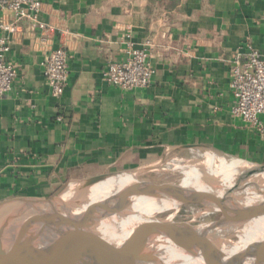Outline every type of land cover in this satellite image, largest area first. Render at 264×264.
<instances>
[{
  "label": "crops",
  "instance_id": "1",
  "mask_svg": "<svg viewBox=\"0 0 264 264\" xmlns=\"http://www.w3.org/2000/svg\"><path fill=\"white\" fill-rule=\"evenodd\" d=\"M40 1L45 29L23 20L3 56L16 76L0 98V211L188 152L264 164V134L232 116L229 86L234 53L251 47L264 59V0ZM0 18L10 21L1 9ZM147 39L150 85L105 82L106 60H124L128 40L141 48ZM60 46L69 75L53 96L41 63Z\"/></svg>",
  "mask_w": 264,
  "mask_h": 264
},
{
  "label": "bare ground",
  "instance_id": "2",
  "mask_svg": "<svg viewBox=\"0 0 264 264\" xmlns=\"http://www.w3.org/2000/svg\"><path fill=\"white\" fill-rule=\"evenodd\" d=\"M205 160L200 167L188 164L174 167L181 178L172 188L188 194L195 204H186L177 197L125 196V189L136 179L130 172H121L101 176L77 192L67 186L50 203L30 202L24 218L7 225L9 234L20 232L25 241L49 239L70 253L82 249L99 234L106 240L98 245L97 254L116 264H140L159 235L139 231L138 223L170 222L183 205H190L195 218L221 213L217 221L197 222V230L211 234L214 243L223 249L235 243L263 242L264 169L252 172L256 165L220 155ZM106 180L108 188L99 183ZM234 202H257L259 207H237ZM192 205L197 208L193 209ZM172 208L175 213L165 220L158 219L159 214ZM188 224L193 223L184 221L180 225ZM8 236L0 242V257L7 249ZM205 248L207 245L202 240L166 242L154 248L152 264H183Z\"/></svg>",
  "mask_w": 264,
  "mask_h": 264
},
{
  "label": "built area",
  "instance_id": "3",
  "mask_svg": "<svg viewBox=\"0 0 264 264\" xmlns=\"http://www.w3.org/2000/svg\"><path fill=\"white\" fill-rule=\"evenodd\" d=\"M40 0H0V9L10 15V21L0 18V98L11 90L16 76L15 67L5 62L4 53L8 49V37L20 33L21 22L27 21L31 27L45 29L38 15L41 11ZM128 36V35H127ZM151 40L143 42L141 48H135L126 42V58L116 60L108 58L102 72L105 82L121 90L146 88L150 85L155 72L149 58ZM42 72L53 96L63 94L68 81L67 51L64 46L50 50L43 58ZM229 86L234 95L231 114L250 124L258 133L264 134V123L260 115L264 114V59L260 52L249 48L246 52L232 55L229 68ZM58 116L57 120L61 121Z\"/></svg>",
  "mask_w": 264,
  "mask_h": 264
},
{
  "label": "water",
  "instance_id": "4",
  "mask_svg": "<svg viewBox=\"0 0 264 264\" xmlns=\"http://www.w3.org/2000/svg\"><path fill=\"white\" fill-rule=\"evenodd\" d=\"M262 169H264V164L256 166L251 171L257 172ZM104 175L109 174H99L83 180L82 183L86 185ZM60 189L48 198H21L16 203L24 202L26 207L32 201L50 203L56 199ZM124 195L177 197L186 204H195V201L188 194H183L173 189L172 184L165 183L157 184L148 181H136L125 189ZM234 203L237 207L249 209H257L259 207L257 202ZM179 223L181 222L163 223L155 221L138 223L139 231L159 235L151 251L144 256L140 264H152L155 259L154 248L160 244L189 240H202L206 243L207 248L195 253L191 259L183 264H264V241L235 243L223 249L214 243V237L211 234L197 230L199 224L182 226ZM7 235H9L6 240L7 249L2 251L0 264H24L27 261H33L34 264H116L96 253L98 245L106 240L105 237L99 234L91 238L85 247L72 253L67 252L60 244L49 239L25 241L22 240L20 232L10 234L8 232ZM7 235L3 236V238Z\"/></svg>",
  "mask_w": 264,
  "mask_h": 264
},
{
  "label": "rangeland",
  "instance_id": "5",
  "mask_svg": "<svg viewBox=\"0 0 264 264\" xmlns=\"http://www.w3.org/2000/svg\"><path fill=\"white\" fill-rule=\"evenodd\" d=\"M215 155L224 156L227 158H233L231 156H226L210 151H199V152H188L185 154H182L178 157H168L167 159L163 160L160 163H157L155 165H150L146 167L139 168L137 170L122 172V173H131L135 176L136 181H148L153 183H165V184H175L178 182V180L181 178V174L174 170V167L176 165H194V166H202L205 164V159L209 157H213ZM204 161V162H203ZM121 172H118L117 174H120ZM109 175H115L116 173H108ZM101 185H103L105 188L107 187V180L104 182H99ZM84 184L82 182L77 183H71L63 186L58 194L57 197H60V195L63 193L64 189L69 186L71 187V190L73 192H77L79 189L82 188ZM200 207V205H197ZM190 205H183L177 213L173 216L172 221L165 222V223H173V222H184V221H192L193 224H199L200 221L211 219L213 221H217L221 213H210L204 217L195 218L192 214V210L190 208ZM193 209H196L197 207L195 205H192ZM191 210V211H190ZM28 212V209L26 207V203L24 202H18L12 204L10 207L6 208L5 210L0 211V240L3 238V236L8 234V228L7 225L17 219V218H24L26 213ZM175 208H172L171 210H166L164 213H161L158 215V219L165 220L169 214L175 213ZM8 215V216H6ZM6 216V217H5ZM219 217V218H218ZM199 222V223H197ZM181 223H179L180 225ZM232 240H234V237H230Z\"/></svg>",
  "mask_w": 264,
  "mask_h": 264
}]
</instances>
